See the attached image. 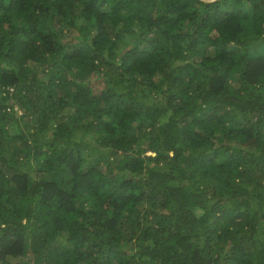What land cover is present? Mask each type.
Returning a JSON list of instances; mask_svg holds the SVG:
<instances>
[{
  "label": "trees",
  "instance_id": "trees-1",
  "mask_svg": "<svg viewBox=\"0 0 264 264\" xmlns=\"http://www.w3.org/2000/svg\"><path fill=\"white\" fill-rule=\"evenodd\" d=\"M0 264H264V0H0Z\"/></svg>",
  "mask_w": 264,
  "mask_h": 264
},
{
  "label": "rangeland",
  "instance_id": "rangeland-1",
  "mask_svg": "<svg viewBox=\"0 0 264 264\" xmlns=\"http://www.w3.org/2000/svg\"><path fill=\"white\" fill-rule=\"evenodd\" d=\"M101 73L100 72H93L88 79L86 80L87 83L92 84L96 89H99L101 87ZM96 152L92 148L84 147V155L86 158V161L90 162V164L95 163L96 159Z\"/></svg>",
  "mask_w": 264,
  "mask_h": 264
}]
</instances>
